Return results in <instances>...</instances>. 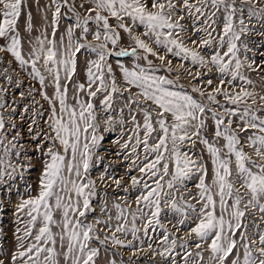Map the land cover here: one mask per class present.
<instances>
[{"label":"snow or ice","instance_id":"6c2138e0","mask_svg":"<svg viewBox=\"0 0 264 264\" xmlns=\"http://www.w3.org/2000/svg\"><path fill=\"white\" fill-rule=\"evenodd\" d=\"M253 37L264 39V0H0V53L39 85L19 93L35 113L25 137L8 100L22 81L0 83V212L8 181L40 165L0 264H136L142 253L156 264H264V61L247 55ZM112 57L132 63L114 68ZM169 57L197 69L180 64L190 92ZM101 123L130 126L122 148L140 174L130 187L92 176Z\"/></svg>","mask_w":264,"mask_h":264},{"label":"rangeland","instance_id":"374dc122","mask_svg":"<svg viewBox=\"0 0 264 264\" xmlns=\"http://www.w3.org/2000/svg\"><path fill=\"white\" fill-rule=\"evenodd\" d=\"M42 4L46 2V0H41ZM33 11L34 14L37 16V20L39 21V14L35 13V7L33 6ZM195 38V37H193ZM126 40L127 38L125 37V40L122 41L123 44H126ZM252 43H250V47L253 48L252 52L247 53V55L253 59H255L257 61V63H260L262 61H264V46H261L262 44H264V39L260 38V37H253L252 38ZM202 53L203 52H212L213 49L209 48L207 50L202 49L201 50ZM161 54H163V52H161ZM94 56V54H93ZM84 56L80 57V61L84 60ZM170 59H172L173 64L175 65L174 71H179L182 74L180 83L185 85L186 90H188L190 92L191 90V84L187 78V74L184 73V70L180 68V64L184 63L187 67L191 68V71L193 73H195L197 71L196 68L191 67L188 62L182 61L179 57H169ZM13 59L11 57L10 54H6L4 53V55L1 56L0 53V83H3V77H5L6 75H11L14 79L18 78V74L22 77L24 83L22 85V87L20 89L25 90V92L27 91V89L32 85L34 86V81L32 82L31 78L28 76V73L26 70H21L18 66V64L13 62ZM113 64V67L116 68V65L119 64L120 62L124 63L125 66H129L132 61L131 58L129 57H112L111 61ZM159 63V62H156ZM83 68V67H82ZM7 69V72H5V70ZM248 75H250L254 80L257 81V91L260 90L259 88V78L257 77L256 73H247ZM3 75V76H2ZM216 75L218 74H214L213 75V79H214V83H215V78ZM191 83H195V81H192ZM39 87V85H38ZM206 87V86H205ZM48 91L50 92L51 89H48ZM46 102L44 100L41 99V97L39 98V105H37L36 107H40L41 105L43 107H40V109L44 108V106H47L45 103ZM118 103H122V102H118ZM100 115H103V113H101ZM114 116H117L116 113H113ZM125 116H127V109L125 110ZM39 125L43 128H46L47 125L45 123V118H43V121L37 120ZM30 123V122H29ZM37 123V124H38ZM130 126H120L118 123L115 124L114 129H112L111 131H104V125L101 123V128H100V132L98 134L103 135L104 139L102 140V147L99 148L97 150V156H94V162H95V166L92 168V176L93 178H97L99 177L102 173L105 172L107 173V176H110L109 173L112 171H115L116 174L120 171V166L118 168H113V165L110 164V161L112 159L111 157V153L109 151V149L113 146V145H117V148H120V155H125L124 150L122 148L123 143L125 142L124 139L127 138L128 135H130L128 128ZM26 142V141H25ZM107 144H111V145H107ZM127 151H129V149H127ZM30 154L31 151H30ZM36 158L39 159V154H36ZM15 157H13V163H15ZM25 163H27V161H24ZM33 165L34 167L30 170H25L24 171V176L23 178H21L19 175L15 176L14 180H10L8 181L9 184L12 185V192H11V203L7 205V209H6V214L4 212H0V227H2L4 229V231L7 233V235L3 238L0 239V244H3V246L7 249L10 248L13 244H14V239L12 237V233L16 227L15 224V218L13 216V209H14V205L20 200L21 197H27L29 190H34L36 187V182L37 179L40 175V165L36 162V160H33ZM115 169V170H114ZM131 175H136L139 176L140 174L137 171H130ZM124 175V173H123ZM121 175H117V178H121ZM109 183H111V181H109ZM122 183V180H121ZM28 185L30 186L29 188H26L25 186ZM101 188H103V185H100ZM115 187V185H112L111 188L106 189L110 195H116V192H113V188ZM119 191V190H117ZM192 191H195V189H192ZM3 193H0V196H3ZM194 203V202H193ZM165 212H168L167 209H165ZM171 218V214L169 213L168 216H165L164 213H162V221H164L166 223L167 219ZM169 228L171 227L170 225H167ZM182 234V233H181ZM153 237H156V234L153 233ZM147 239L145 238V247L147 246ZM130 253H128L127 251L123 252V259L127 260L128 256ZM151 253H142L139 257V259H137L136 264H156V262L159 260V258H155V260L150 259ZM117 259L119 260V257H117Z\"/></svg>","mask_w":264,"mask_h":264},{"label":"bare ground","instance_id":"6f19581e","mask_svg":"<svg viewBox=\"0 0 264 264\" xmlns=\"http://www.w3.org/2000/svg\"><path fill=\"white\" fill-rule=\"evenodd\" d=\"M2 55H4V53H1V56ZM120 63H122V62H120ZM82 67H83V61H81V68ZM17 79H20L22 81V85H23L24 81L19 74H18ZM8 87H9V96H8L9 102H12V100L15 99L16 104L13 106L16 107L17 105H19V107H17V119H16L17 125L19 126V125L23 124V126H24L23 132H24L25 137H27V125L29 124V122H31L35 113L32 112L31 110L28 113H23V107L27 106V107H29V109L32 108L31 98L29 97L27 99L21 100L19 93L25 92V90H22L20 88L17 89V88L11 87V86H8ZM30 87H32L34 89L39 88L38 83L36 81H34V86L31 85ZM29 88L27 89V91L29 90ZM27 91L25 93H27ZM39 98H40V96L36 95V99L38 101H39ZM43 103H45L47 106H44V108H42V109H40V107H38V108L36 107L39 112L43 113L42 117L37 118V120H40V121H43V118H45V120H47V117L49 115V111H48L49 106H48L47 102H43ZM0 111H2V110H0ZM8 111L10 112L11 109H9ZM21 113H23V117H24L23 120H21L19 118V114H21ZM4 114H5V116H7V113H4ZM37 123H38V121H37ZM38 125H39V123H38ZM126 139H124V140L126 141ZM107 145L109 146L111 144H107ZM117 147H118L117 145H113L109 149V151L111 153V157H112L110 164L113 165V168H118L120 166L121 169L117 174L115 171H112L109 173V175L112 177H116V178H117V175H121L122 176L121 177L122 178V185L130 187L131 186V182L129 179V176L131 175L130 171H134V172L136 171L132 167V159L135 158V153H132L128 159H125V156L130 152V149H129V151H127V149H125L124 150L125 155H123V157H122V155H120V148H117ZM123 173H124V175H123ZM120 195H125V194L120 192ZM133 195H135V194L133 193Z\"/></svg>","mask_w":264,"mask_h":264}]
</instances>
